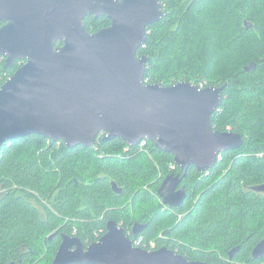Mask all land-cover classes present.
<instances>
[{
  "label": "trees",
  "instance_id": "1",
  "mask_svg": "<svg viewBox=\"0 0 264 264\" xmlns=\"http://www.w3.org/2000/svg\"><path fill=\"white\" fill-rule=\"evenodd\" d=\"M161 1L165 15L147 28V41L138 50V56L150 57L148 83H201L195 80L198 58L206 57L205 65L212 58L194 51V29L195 34L199 28L232 27L227 28L233 31L227 43L217 40L213 52L231 40L240 43L234 31L256 34L258 47L243 64L216 80L203 70L207 87L226 85L222 104L211 117L213 127L240 134L244 145L220 154L208 172L191 167L183 180L186 199L170 207L158 189L167 176L183 177L185 172L171 169L174 157L151 141L144 149L118 138L105 141L104 136L92 148L71 149L36 135L6 143L0 149V264H53L62 234L88 246L106 233L109 221L124 228L133 242L141 240L139 247L145 250L169 247L207 264H264V258L252 255L264 240V194L253 190L264 185V0ZM111 23L107 17L84 21L93 33ZM23 64L6 68V60L0 63V88ZM252 64L256 68L246 70ZM113 183L123 190L121 195ZM136 223L146 225L137 238L132 235ZM238 247L231 259L229 253Z\"/></svg>",
  "mask_w": 264,
  "mask_h": 264
},
{
  "label": "water",
  "instance_id": "2",
  "mask_svg": "<svg viewBox=\"0 0 264 264\" xmlns=\"http://www.w3.org/2000/svg\"><path fill=\"white\" fill-rule=\"evenodd\" d=\"M164 15L161 0H0V56L6 68L24 63L0 88V149L31 135L71 149L94 147L101 133L105 141L118 138L129 147L151 141L185 172L167 176L157 192L164 205L181 206L186 172L210 171L220 154L239 150L244 139L211 123L226 85L201 89L186 81L163 86L146 80L150 57L138 50L147 28ZM88 16L112 23L89 32ZM113 190L123 193L116 183ZM253 190L264 194V185ZM145 228L136 223L132 235ZM61 238L53 264H207L169 247L140 248L116 221L88 246L77 237ZM252 255L264 258V240Z\"/></svg>",
  "mask_w": 264,
  "mask_h": 264
},
{
  "label": "rangeland",
  "instance_id": "3",
  "mask_svg": "<svg viewBox=\"0 0 264 264\" xmlns=\"http://www.w3.org/2000/svg\"><path fill=\"white\" fill-rule=\"evenodd\" d=\"M220 1L225 4L227 2L229 3V1L231 0H224V1L220 0ZM211 2L214 3L215 0H211ZM211 8H213V6ZM218 13L219 14L221 13L219 9H218ZM227 28H232V27L228 26L224 29H219L218 31H215L214 29H207V27L199 28L197 29L195 34H194L195 29L193 30L191 41L196 54L202 56L209 55L211 57L208 58H212V62H209L208 65H205L207 62L206 57L198 58L197 64L199 69L197 74L195 75L196 82H205V81L209 82V79L206 78V75L209 70L212 73V75L210 74L211 75L210 77L213 78L214 80L219 79L222 76H225L228 71L233 70L236 64H237L236 66L243 64L244 59L252 52L253 49H256L258 47L256 46L257 39L255 33L253 32L246 33L245 31H242V29L241 30L239 29V31H234V33L238 37H241L240 43L231 40L227 47L217 50L219 52L217 51L213 52L215 48L212 46L213 43L216 42L217 40L227 43V38L233 32V31L230 32L229 30H227ZM200 65L208 66L209 69H205V68L202 69L200 68ZM161 70L164 72L165 71L168 72L169 69L166 70L164 68H161ZM203 70H205L207 73H205ZM144 187L145 186H143V188Z\"/></svg>",
  "mask_w": 264,
  "mask_h": 264
},
{
  "label": "built area",
  "instance_id": "4",
  "mask_svg": "<svg viewBox=\"0 0 264 264\" xmlns=\"http://www.w3.org/2000/svg\"><path fill=\"white\" fill-rule=\"evenodd\" d=\"M6 60V58L5 57H2V56H0V63H2V62H4ZM199 88H201V89H205V88H207V84L205 83V82H201L199 85H197ZM102 136H106V133H101L98 137H102ZM146 144H147V141L145 140V141H142L139 145H140V147H141V149H144L145 148V146H146ZM96 146V145H95ZM177 166L175 165V164H171L170 165V168L171 169H175ZM138 247L140 246V244H141V240H138V241H136V242H134ZM152 248H155V246L153 245V247Z\"/></svg>",
  "mask_w": 264,
  "mask_h": 264
},
{
  "label": "flooded vegetation",
  "instance_id": "5",
  "mask_svg": "<svg viewBox=\"0 0 264 264\" xmlns=\"http://www.w3.org/2000/svg\"><path fill=\"white\" fill-rule=\"evenodd\" d=\"M185 188V186H184V182L181 184V186L179 187V189H181V188Z\"/></svg>",
  "mask_w": 264,
  "mask_h": 264
}]
</instances>
